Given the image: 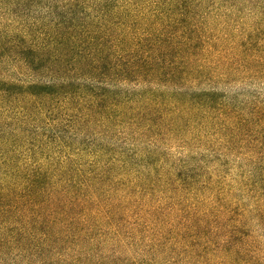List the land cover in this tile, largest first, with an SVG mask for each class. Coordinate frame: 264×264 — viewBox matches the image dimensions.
<instances>
[{
  "label": "trees",
  "instance_id": "1",
  "mask_svg": "<svg viewBox=\"0 0 264 264\" xmlns=\"http://www.w3.org/2000/svg\"><path fill=\"white\" fill-rule=\"evenodd\" d=\"M264 0H0V264H264Z\"/></svg>",
  "mask_w": 264,
  "mask_h": 264
},
{
  "label": "rangeland",
  "instance_id": "2",
  "mask_svg": "<svg viewBox=\"0 0 264 264\" xmlns=\"http://www.w3.org/2000/svg\"><path fill=\"white\" fill-rule=\"evenodd\" d=\"M262 93L264 94V90L262 91Z\"/></svg>",
  "mask_w": 264,
  "mask_h": 264
}]
</instances>
